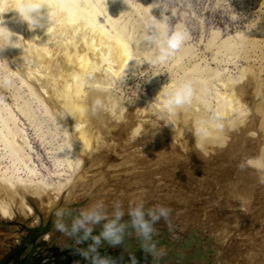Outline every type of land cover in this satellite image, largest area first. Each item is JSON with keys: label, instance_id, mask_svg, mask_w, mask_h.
Instances as JSON below:
<instances>
[{"label": "rangeland", "instance_id": "rangeland-1", "mask_svg": "<svg viewBox=\"0 0 264 264\" xmlns=\"http://www.w3.org/2000/svg\"><path fill=\"white\" fill-rule=\"evenodd\" d=\"M91 1L102 26L113 31L112 23L134 39L139 38L141 26L147 24L145 16L154 14L159 19L155 23L159 34L148 37L153 51L149 58L141 57L140 65L131 67L111 88L126 109L127 119L121 124L125 133L111 141L116 148L108 152V163L92 168L85 161L79 162L68 140L67 127L61 126L60 120L48 114L31 95L17 74L18 66L9 62L13 55L5 52L6 43L0 41V112L4 116L14 114L16 120L10 125L15 134L9 135L8 143L0 138V165L4 170H15L16 181L24 178L27 182L32 177L30 168L35 167L39 172L36 178L44 181L41 183L44 195L26 193L27 200L23 199L33 214L30 211L31 215L23 218L18 211L12 217L0 213V264H92L89 259L76 262L78 250L95 246L96 253L90 256L98 254L105 259L115 251L127 249L123 240L132 244L130 255L135 264H264V155L260 153V147L264 148V0ZM177 31L185 34L183 42L177 50L169 52L167 41ZM197 65L196 72L189 71ZM191 74L201 78L203 95L193 84ZM228 77L236 81L235 90L245 88L241 94L247 105L245 125L256 124L253 129L249 127L253 131L244 147L241 139L247 126L231 128L228 118L217 115V94L225 97L231 94V90L222 86ZM175 82L185 84L190 90L191 102L182 108L185 123L194 119L203 121L208 128L203 131L207 136L213 122L221 126L228 143L234 140L239 143L234 142L239 146V157L244 155L242 165L235 164L237 154L226 168L214 162L213 166L195 167L198 159L193 154L197 150L209 160L214 157L211 153L204 154L200 147L196 152L190 149L191 158L188 156L184 147L195 142L197 125L194 124L187 126V134L184 132L182 136L181 129L178 130L179 140L182 137L180 141L185 143L182 150L177 148L176 140L167 136L170 126L165 125L158 129L161 130L158 134L169 142L167 151L143 150L148 153L145 155L137 151L142 146L136 150L130 147L128 130L139 124L138 110L145 107L148 111L142 118L146 126L141 136L148 140L147 134L158 125L149 123L159 119L162 108L165 110L164 105L171 97L168 91ZM155 88L164 92L162 99L155 96ZM23 105L28 110L19 108ZM173 110L179 111L180 106ZM237 112L236 119L240 117ZM253 114L260 117L261 123L256 122ZM160 123H163L161 119ZM104 125L107 128L108 122L104 121ZM15 147L22 155L18 161L13 158ZM250 160L259 163L253 165ZM84 174L88 176L86 182L80 181V175ZM55 189L62 190L56 203L41 207L40 196H53ZM239 193L247 194L249 199ZM242 197L247 199L245 204L240 201ZM161 208L171 210L167 218L160 215ZM150 212L159 219L152 220ZM86 216L101 217L96 223L86 221L85 227L92 229L87 239H83L84 228L74 235L54 228V222L59 221L71 232L74 221ZM141 216L151 229L147 235L140 226ZM110 223L122 236V242L111 245L101 238L96 246L92 237H100L104 225Z\"/></svg>", "mask_w": 264, "mask_h": 264}, {"label": "bare ground", "instance_id": "bare-ground-1", "mask_svg": "<svg viewBox=\"0 0 264 264\" xmlns=\"http://www.w3.org/2000/svg\"><path fill=\"white\" fill-rule=\"evenodd\" d=\"M27 3H36L40 5V8L30 13L29 19L25 20L19 14L17 8L19 5ZM152 17L151 15L145 16V21H147L145 25H147V27L145 25H142V27L140 24L139 27L141 26V29L138 28L141 31L138 36L139 38L134 39L130 35H127L128 32H126L125 29H117L116 25L110 22L113 31L102 26L98 19V13L91 0H0V41L6 43V45H3L5 52L14 57L12 60L9 58V62L18 66L19 72L17 71V74L22 80L21 82H24L28 86L31 95L40 102L46 112L54 116L57 120H60V125L63 124L67 127V136L69 135L68 140L72 145L71 147H73L72 149L77 152L76 154H78L79 162L85 161L87 165L91 167L103 162L104 164L108 163V152L116 148L111 141L114 139V136H120L123 132L125 133L121 124L127 119L126 109L120 105V98H116V93H114L111 88L119 77L128 72V70L130 71L131 67L140 65L141 57L148 59L151 52H153L151 47L152 44H148V37L159 34V29L155 25L159 19H155L154 14ZM7 25L9 28H5ZM3 30H5V36L3 35ZM153 48L156 49L158 47ZM184 50L185 49H183V51ZM196 67H198V65L189 71L196 72ZM191 76V78H193V84L201 90L202 94H200L203 95L204 91L200 85L201 78H196L195 74H191ZM28 80H32L31 83ZM235 83L230 77L223 80L222 86L227 90H231V94H227V97L221 93L217 94V115L228 118V124H230L231 128H239L247 123V120H245L247 111H244L247 105L244 103V99L241 95L245 88L242 86L239 90H237L238 88L235 90ZM173 86L174 90H171L172 87H170V92L168 91L171 96L177 91L188 88L185 84L176 82ZM159 89L155 88L154 94L157 98L162 99L161 94L164 92ZM190 102L191 98L189 96V98L180 105L179 111L173 109L171 111H166L162 108L157 116L159 119H153L152 123H149L152 126L155 124L158 125L155 130L147 134L146 137L148 140L141 137L144 127L146 126L142 118L148 111L145 107L138 110V112L136 111L140 120L137 126L129 129L130 131L128 130L129 135L127 138L128 141H130V147L136 150L138 146H142V148L137 150L138 152H143V150L153 153L159 150L167 151L169 142H166L167 140L163 135L158 134L161 132V130L158 129L165 125L170 126L168 131L169 135L167 134V136H171L173 141L176 140L175 142L178 145L177 148L182 150L181 148L184 147L185 143L183 144L180 141L182 137L179 140L180 135L178 130L180 131L181 129L182 136L184 132L187 134L189 128H186L187 126H191L190 124H194V126L197 125L195 129H201L202 133H204L203 131L206 128L203 121L200 123L198 119H194L193 117V121L188 120L189 122L186 121L187 123H185L184 118L186 117L182 108L187 107ZM24 107L25 105L19 106V108L24 111L28 110ZM261 109L262 106L259 107V111H261ZM237 111H239L240 117L236 119L234 114ZM253 116L256 118V122L261 123L260 117L258 118L256 114H253ZM160 119L163 123H160ZM250 120L253 121V119ZM250 120H248V122ZM15 121L14 114L4 116L3 112H0V138L5 143H8L10 134H15V131L10 127L11 123H15ZM104 121L108 122L107 128L109 130L104 128L106 127ZM140 122H142V124H140ZM239 122L243 123L240 125ZM211 123L209 122V124ZM249 124V126H247L248 124L245 125V127H247L244 131V136H242L243 139H241L244 144L242 147L247 146L246 144L249 141L248 138L252 135H250V131L256 125H253L251 122H249ZM211 127L209 133L207 132L208 128H206V133H208L209 136L202 134L198 137L196 131L197 137H195V142L191 146L184 147V149L186 148L185 150L188 156L190 155V149L196 152L200 147V150L203 151L204 154L210 155L211 153L212 158L214 157V159L209 160L197 150V154H193L194 159H198L197 163L195 160V167L197 165L199 167L203 166L204 168L206 165H212V162L225 167L230 159L232 161L240 151H238L239 146L237 147L236 143H234L237 141L234 140V142L228 143L229 139L225 136L221 126H217L213 122ZM245 127L243 126L242 129ZM185 129L186 131H184ZM123 136L126 137L125 134ZM227 136H229V134ZM231 138H233V136ZM242 142H240V144ZM14 144H16V142H14ZM260 148V153L264 155V148ZM214 150L215 153H212ZM135 153L136 152H134V154ZM213 154H216V157L213 156ZM242 155L243 154L239 157L240 154H238L235 164L239 163L242 165V163H244L241 159ZM20 157L22 158L21 152L15 147L13 158L15 161H18L21 159ZM143 161H145L144 158L142 162ZM251 161L252 160H250V162ZM13 163L15 165L17 164L16 162ZM138 163L139 162H137L136 165H138ZM252 163L253 165H258L259 162L252 161ZM240 165L239 167H241ZM214 167L216 168L218 166ZM64 172L67 173V170ZM58 173L57 175L60 174ZM30 174L34 178L31 177L29 182L24 180V178L20 180L17 179L18 181H16V171L11 169L4 170L0 165L1 214L6 217H12L15 211H18L22 214L23 218L30 216L31 213L33 214V209L28 205V202L23 199L25 198L27 200L26 193L36 197L44 195L41 189V183L44 181L42 178H36L39 172L35 167L30 168ZM249 175L251 174L247 173V176ZM28 176L30 177V175ZM84 176L85 174L80 175V181L83 182L85 178L88 177ZM247 176L245 178H248ZM20 186H24V189ZM58 189L54 190L55 194L53 193V196H40L41 207L50 205L54 202L56 203L62 191ZM245 192L247 191L245 190ZM243 193L239 194L242 196ZM244 196L246 197L247 194ZM246 198H248V196ZM246 198L240 201H243L245 204ZM36 223H39V220H37ZM123 243L127 249L124 248L125 250L115 251L105 259L110 258L112 264H135L133 256L130 255V252L133 251L132 244L127 240H123ZM80 250L88 251V248H81ZM88 259L92 261L90 254ZM84 260L87 259L82 256L79 251L75 256V261L81 262Z\"/></svg>", "mask_w": 264, "mask_h": 264}, {"label": "clouds", "instance_id": "clouds-1", "mask_svg": "<svg viewBox=\"0 0 264 264\" xmlns=\"http://www.w3.org/2000/svg\"><path fill=\"white\" fill-rule=\"evenodd\" d=\"M38 8H40V5H38L36 3H27V4L19 5L17 10H18L19 14L25 20H27V19H29V14ZM184 36H185V34L179 32V31L173 33L167 41L168 51L174 52L175 50H177L180 47L181 43L183 42ZM166 55H167V52L162 53L161 59H164ZM189 96H190V90L188 88H184L180 91L175 92L170 98L167 99V101L164 105L165 110L171 111L173 108L180 106L181 104H183L185 102V100L187 98H189ZM196 131H197L198 137L201 136L202 134H204V133H202V130L199 128ZM170 211H171L170 209L161 208L160 209V215H163V216H165V218H167ZM57 215L59 216L60 213L58 212ZM149 215H151L152 220L159 219L158 216H156L155 214H153L151 212L149 213ZM100 219H101V217H99V216H96L94 218L86 216V217H84V219H76L73 223L71 232H68V230L65 228V225L59 221L54 222V228L65 233L66 235H74L78 229L84 228L85 235H84L83 239H87L88 236L90 235L92 229L85 227L86 221L92 220V222L96 223V222H99ZM140 226H141L145 235H147V233L151 230L149 225L146 222H142V216H141V225ZM101 238L107 240L108 243L111 245H116V244H119L122 242V236L117 234V230H114L113 224H111V223L104 225V230L102 231L100 237H92L96 246L99 245ZM80 242H81L80 240H77V243H80ZM78 251H80V254L82 256H84L86 259H88L90 253H96V247L95 246H89L88 251H83V250H78ZM91 259H92V264H112L110 258L101 259L98 254L93 255L91 257Z\"/></svg>", "mask_w": 264, "mask_h": 264}]
</instances>
